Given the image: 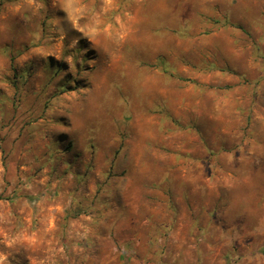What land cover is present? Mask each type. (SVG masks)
Segmentation results:
<instances>
[{"label":"rangeland","instance_id":"374dc122","mask_svg":"<svg viewBox=\"0 0 264 264\" xmlns=\"http://www.w3.org/2000/svg\"><path fill=\"white\" fill-rule=\"evenodd\" d=\"M0 264H264V0H0Z\"/></svg>","mask_w":264,"mask_h":264}]
</instances>
